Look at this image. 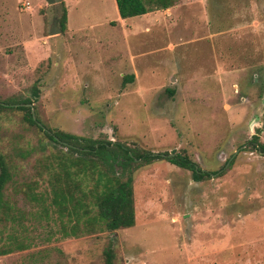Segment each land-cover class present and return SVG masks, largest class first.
I'll return each instance as SVG.
<instances>
[{"label":"rangeland","instance_id":"374dc122","mask_svg":"<svg viewBox=\"0 0 264 264\" xmlns=\"http://www.w3.org/2000/svg\"><path fill=\"white\" fill-rule=\"evenodd\" d=\"M152 7L123 19L113 0H0V152L13 172L0 264H104L110 241L114 264H264V153L249 143L264 144V0ZM25 100L47 128L180 152L212 175L164 158L118 172L134 225L73 234L53 202L65 149L25 120Z\"/></svg>","mask_w":264,"mask_h":264},{"label":"trees","instance_id":"16d2710c","mask_svg":"<svg viewBox=\"0 0 264 264\" xmlns=\"http://www.w3.org/2000/svg\"><path fill=\"white\" fill-rule=\"evenodd\" d=\"M121 18L142 15L155 8H167L174 0H115ZM66 10L63 8L59 18V26L64 31L66 26ZM115 21H112L114 23ZM133 75L125 77L132 81ZM170 94L173 90L169 91ZM29 100L21 102L17 108L24 110L25 120L35 124L54 144L65 149L56 155L58 171L53 174V202L59 205V212L64 210L69 217H74L71 229L81 228L85 233L95 231H115L119 228L131 227L135 222L133 186L130 177L122 179L118 172L132 170L149 164L153 160L167 161L190 170L192 178L200 181L212 175V172L200 168L188 155L177 152L174 154L154 153L129 147L126 143L108 139H95L79 136L60 129H51L39 124L33 118ZM7 102H0V109ZM261 153L264 144L253 135L249 141ZM228 162V161H227ZM227 164V163H226ZM13 182V172L2 152H0V222L10 213V205L5 197V189ZM10 252L1 249L0 254ZM104 264H114L115 250L110 241L103 251Z\"/></svg>","mask_w":264,"mask_h":264},{"label":"water","instance_id":"95a60500","mask_svg":"<svg viewBox=\"0 0 264 264\" xmlns=\"http://www.w3.org/2000/svg\"><path fill=\"white\" fill-rule=\"evenodd\" d=\"M48 4L52 5V4H55V3H59L61 2V0H45ZM61 32V28L58 26V21L57 19H55L52 24L50 25V28H49V34L50 35H55V34H58ZM30 107H31V104H28ZM32 110V108H31ZM32 115H33V118H35V115L32 111ZM161 155H164L163 153H161Z\"/></svg>","mask_w":264,"mask_h":264},{"label":"crops","instance_id":"0c3cea01","mask_svg":"<svg viewBox=\"0 0 264 264\" xmlns=\"http://www.w3.org/2000/svg\"><path fill=\"white\" fill-rule=\"evenodd\" d=\"M113 4H114V7H115V10L117 11V14H118V16H119V13H118V10H117V6H116V2H115V0H113ZM148 13V12H147ZM147 13H145V14H147ZM52 24V23H51ZM58 26H59V24H58ZM60 27V26H59ZM61 33V32H60ZM60 33H58V34H60Z\"/></svg>","mask_w":264,"mask_h":264},{"label":"flooded vegetation","instance_id":"af4514ba","mask_svg":"<svg viewBox=\"0 0 264 264\" xmlns=\"http://www.w3.org/2000/svg\"><path fill=\"white\" fill-rule=\"evenodd\" d=\"M40 124V123H39ZM161 154V153H160ZM164 154V153H163Z\"/></svg>","mask_w":264,"mask_h":264}]
</instances>
